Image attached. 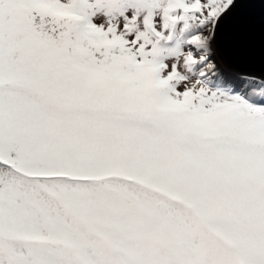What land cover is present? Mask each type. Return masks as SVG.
Returning a JSON list of instances; mask_svg holds the SVG:
<instances>
[{
	"label": "snow or ice",
	"instance_id": "snow-or-ice-1",
	"mask_svg": "<svg viewBox=\"0 0 264 264\" xmlns=\"http://www.w3.org/2000/svg\"><path fill=\"white\" fill-rule=\"evenodd\" d=\"M0 264H264V0H0Z\"/></svg>",
	"mask_w": 264,
	"mask_h": 264
}]
</instances>
